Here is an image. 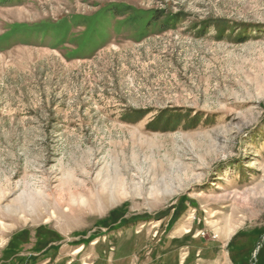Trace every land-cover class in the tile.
<instances>
[{
  "label": "rangeland",
  "instance_id": "obj_1",
  "mask_svg": "<svg viewBox=\"0 0 264 264\" xmlns=\"http://www.w3.org/2000/svg\"><path fill=\"white\" fill-rule=\"evenodd\" d=\"M0 264H264V0H0Z\"/></svg>",
  "mask_w": 264,
  "mask_h": 264
},
{
  "label": "trees",
  "instance_id": "obj_2",
  "mask_svg": "<svg viewBox=\"0 0 264 264\" xmlns=\"http://www.w3.org/2000/svg\"><path fill=\"white\" fill-rule=\"evenodd\" d=\"M2 2H6V3H9V2H12V1H15V0H1ZM19 1H22V0H19Z\"/></svg>",
  "mask_w": 264,
  "mask_h": 264
}]
</instances>
